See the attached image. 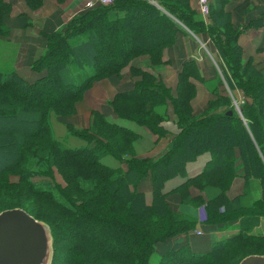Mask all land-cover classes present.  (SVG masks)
Segmentation results:
<instances>
[{
  "label": "trees",
  "instance_id": "1",
  "mask_svg": "<svg viewBox=\"0 0 264 264\" xmlns=\"http://www.w3.org/2000/svg\"><path fill=\"white\" fill-rule=\"evenodd\" d=\"M25 1L30 9H38L43 0ZM225 1L210 6L208 25L188 0L99 4L45 36L46 49L31 65L38 74L34 82L0 70V121L13 122L22 130L13 135L0 131V193L49 203L58 213L39 217L10 203L0 212L20 208L47 225L51 264H59L64 252L60 264H238L246 256L264 255V235L254 233L264 219V74L251 60L243 61L239 32L224 13ZM10 12V3L0 0V40L9 37ZM184 27L208 35L221 61L222 78L230 90H240L244 97L239 113L230 96L216 88L215 99L203 114L194 115L190 103L196 88L190 79L202 78L196 63L186 61L178 74L175 97L154 75L133 69L141 79L132 91L119 93L110 102L118 121L94 113L88 129L67 127L80 145L54 136L52 120L74 115L75 104L94 82L118 76L142 55L149 57L152 66L162 64L164 49L186 33ZM105 55L110 59L105 60ZM170 108L178 133L159 157L138 158L134 146L140 134L135 127L165 137L161 123L168 120ZM215 130L221 131V138ZM204 153L210 154V160L199 175L177 188L183 205L173 212L163 193L165 182L184 176L186 164ZM30 162H34L31 168ZM53 168L65 186L31 181L36 176L51 178ZM13 172L20 182L8 184L6 177ZM236 177L244 180L243 191L230 199L227 192ZM147 178L152 194L149 205L139 189ZM191 188L201 195L191 197ZM257 189L260 196L254 197ZM194 205L204 208L203 225L238 222V232L223 239L212 236L207 253H195L188 246L170 248L152 261L158 245L194 231V213L187 209ZM67 231L73 232L70 239Z\"/></svg>",
  "mask_w": 264,
  "mask_h": 264
},
{
  "label": "crops",
  "instance_id": "2",
  "mask_svg": "<svg viewBox=\"0 0 264 264\" xmlns=\"http://www.w3.org/2000/svg\"><path fill=\"white\" fill-rule=\"evenodd\" d=\"M11 5V12L8 18L9 37L1 40L2 48L0 54L9 53L10 59L5 62L0 60L3 72L14 71L19 77L28 82H34L38 74L32 72L31 65L44 53L47 45L46 35L62 29L73 17L85 12L88 9L98 6L99 0H43L38 9H30L25 0H7ZM190 8L204 21L210 23L209 16L202 18L198 13L197 0H188ZM155 4L154 2H151ZM216 0H210V6H217ZM156 5V4H155ZM224 13L230 18L231 26L239 32L238 45L242 49L244 62L251 60L252 65L264 74V0H226L224 2ZM186 33L179 34L175 43L165 48L162 54V64L152 66L147 55L134 58L118 76L96 81L85 91L82 100L75 104L76 112L70 117H58L51 122L54 136L67 144L80 145L77 138L66 132L67 127L76 129H88L92 124L94 113H99L111 121H118L110 102L119 93L132 91L134 83L141 77L132 73L133 69L148 72L154 75L157 80L162 81L170 90L171 96H176L178 74L182 64L186 61H194L199 70L202 80L190 79L195 85L196 94L191 100V108L194 115H202L207 103L213 99V90L224 93V79L221 75V61L216 49L211 43L207 34H194L184 27ZM12 60V61H11ZM6 61V59H3ZM6 68V69H5ZM239 93V96L241 98ZM236 95V99L239 98ZM243 99V97H242ZM171 108L168 112V120L161 123L167 132L165 137L158 138L145 128H136L140 134L135 143L134 151L138 158H157L162 155L171 138L178 133V127L174 121ZM210 154L204 153L194 161L188 162L185 166L184 176H176L165 182L163 193L166 194V203L173 212L180 211L183 196L176 190L188 179L201 173ZM244 187V180L236 177L227 195L230 199L239 196ZM139 189L144 192L146 203L151 199V181L144 179L139 184ZM191 197H199L201 193L190 189ZM194 213L196 221L194 231L187 235H181L166 244L158 245L163 253L167 249H178L188 246L198 254L207 253L211 248L210 238L216 239L230 237L238 232V222L212 227L203 225L201 220L202 206H187V209ZM186 210V207H185ZM264 220L255 228L259 229ZM254 230V233H255ZM200 231L201 234H197Z\"/></svg>",
  "mask_w": 264,
  "mask_h": 264
},
{
  "label": "water",
  "instance_id": "3",
  "mask_svg": "<svg viewBox=\"0 0 264 264\" xmlns=\"http://www.w3.org/2000/svg\"><path fill=\"white\" fill-rule=\"evenodd\" d=\"M52 238L46 224L20 208L0 212V264H51ZM238 264H264V255H249Z\"/></svg>",
  "mask_w": 264,
  "mask_h": 264
},
{
  "label": "rangeland",
  "instance_id": "4",
  "mask_svg": "<svg viewBox=\"0 0 264 264\" xmlns=\"http://www.w3.org/2000/svg\"><path fill=\"white\" fill-rule=\"evenodd\" d=\"M42 3H43V1H42ZM1 44L2 43H1V40H0V50L2 48V45ZM108 58L110 59V56H108V55H105L104 56V59L105 60H108ZM3 59H6V61H3ZM9 59H10V54L9 53L5 52V53L0 54L1 64H3L2 62H5V65H7V62H9L7 60H9ZM0 69H2L1 68V65H0ZM218 69H220V68L218 67ZM223 86L225 88V91H224V93H220L219 92V94L230 96V98L232 100V105L234 106L235 111L239 113L240 112L239 111V105L242 103V100H243L242 99L243 95H241V98L239 96V93L242 94L241 91L240 90H237V89L230 90L225 82H224V85ZM236 95L239 96L238 99H236ZM213 99H215V95L214 94H213ZM213 99H211V100H213ZM16 126L17 125H15L13 122H10V121H0V131H2V132H9L11 135H13L14 133H17L19 131H22L19 128H17ZM18 129H19V131H18ZM214 134L216 136H219V138L222 137L221 131H219V130L218 131L215 130L214 131ZM11 155L13 156V154H11ZM103 162L106 164L107 163L106 162V159H103ZM33 163L34 162H30L29 163V167L30 168L34 166ZM111 164H112V161H110V165ZM122 168L124 169L125 166H122ZM6 179H7V183L8 184H17V183L20 182L19 175L16 172L9 173L7 175V177H6ZM42 180H46L48 182H53L54 184H57V185H59L61 187L65 186L64 181L62 180V178L58 174L56 168H53L52 169V177L51 178L48 177L47 179H44V178H41V176H36V177H32L31 178V181L33 183H41L40 181H42ZM256 188H257V186H256ZM253 196L254 197H259L260 196V191L258 189H257V191H254ZM151 199H152V195H151ZM0 202H2L3 205H4V207H2V204L0 203V208L1 209L2 208H5V203H10L9 204L10 207H16V206L20 205L22 207L24 206L26 209H28V211H32V212L36 213L37 215H39V217L41 216V217H44V218H48L51 215L53 216V215H55V214L58 213V212H56L57 209H55L49 203L41 202V201H39L37 199L30 201L29 199L24 198V196L22 197V196H15V195L10 194V197H9V194H5V193L1 194L0 193ZM150 203H151V201L148 202L147 204L149 205ZM262 220H264V219H260V222ZM260 222H259V225H260ZM255 234L264 235V224L259 229L255 230ZM66 236L70 239V237L73 236V232L67 231L66 232ZM124 242H126V241H124ZM155 252H156V254L152 258V261H155L158 256L162 255V252L159 250V247L158 246L156 247ZM64 256H66V253L65 252L60 254V257H59V261L60 262H59V264L62 262L61 260H62V258Z\"/></svg>",
  "mask_w": 264,
  "mask_h": 264
},
{
  "label": "built area",
  "instance_id": "5",
  "mask_svg": "<svg viewBox=\"0 0 264 264\" xmlns=\"http://www.w3.org/2000/svg\"><path fill=\"white\" fill-rule=\"evenodd\" d=\"M102 5H110L113 3V0H99ZM197 8H198V13L202 18H207L210 13V0H197ZM202 212V217L201 220L202 222L205 221V212L204 208H201ZM196 233L199 235L201 234L200 231H196Z\"/></svg>",
  "mask_w": 264,
  "mask_h": 264
}]
</instances>
